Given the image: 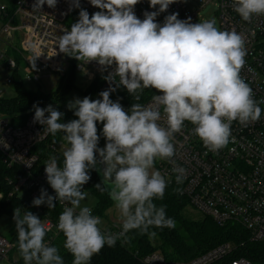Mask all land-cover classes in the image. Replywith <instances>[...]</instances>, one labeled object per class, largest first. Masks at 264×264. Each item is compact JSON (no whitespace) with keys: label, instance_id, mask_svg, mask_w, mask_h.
<instances>
[{"label":"clouds","instance_id":"obj_1","mask_svg":"<svg viewBox=\"0 0 264 264\" xmlns=\"http://www.w3.org/2000/svg\"><path fill=\"white\" fill-rule=\"evenodd\" d=\"M58 0H34L33 11L47 4L55 8ZM100 11L90 17L81 9L79 19L58 37L59 52L83 64L97 62L101 71L112 70L104 77L110 84L99 93L101 99L76 98L67 105L73 119L61 122L62 112L48 105H33V123L44 125L43 136L63 133L62 166L56 156L45 164L47 183L55 196L41 189L33 206L54 201L65 204L58 217L57 229L65 240L63 247L74 257L72 264H89L104 247L117 240L127 242V234L155 235L150 228H174V219L166 215L162 200L168 181L155 169L157 160L173 164L177 184H182L186 170L175 164V135L186 122L194 127L205 148L218 152L231 138L232 123L248 125L261 118L252 88L241 77L246 63L245 38L235 30H221L215 18L198 23L178 19V13L167 15L163 24L156 17L176 0H149L157 11L145 12L141 20L134 12L140 0H89ZM80 7L79 0H72ZM233 10L250 22L264 16V0H233ZM35 67V65H34ZM118 78V79H117ZM123 86L135 101L146 89L160 94L143 105L133 103L126 111L119 101L110 99L116 87ZM47 113V115H46ZM97 122L103 124L105 147H98ZM99 154V159L96 154ZM103 164V180L94 187L107 191L121 218V231L113 234L99 227L102 220L89 206H82L88 193L83 186L90 180L89 171ZM180 192L179 188L175 189ZM18 250L24 264H64L56 246L45 242L48 231L31 211L21 214L14 209Z\"/></svg>","mask_w":264,"mask_h":264},{"label":"built area","instance_id":"obj_2","mask_svg":"<svg viewBox=\"0 0 264 264\" xmlns=\"http://www.w3.org/2000/svg\"><path fill=\"white\" fill-rule=\"evenodd\" d=\"M11 2L12 13L9 12V3L0 7L3 18L0 44H6L0 60L5 62L7 70L13 71L12 75L18 74L24 82L31 84L50 81L53 74H60L73 59H66V54L60 53L57 45L58 37L65 29L71 28L72 14L84 9L91 17L100 11L89 0H79V8L73 6L72 0H58L55 8L45 3L40 12L33 11L34 0ZM232 3L233 0H176L156 17V22L163 24L165 17L173 13H178V19L181 20L190 18L191 23L202 22L205 19L201 12L209 5H215L218 27L221 30H235L244 36L247 54L241 77L252 88L254 99L264 101V16H254L250 22L244 21L233 10ZM158 8H151L149 0H140L134 12L142 20L146 11H157ZM17 35L20 36L18 46L13 43ZM86 66L95 69L89 76L90 81L98 75H103L104 79L112 70L109 68L102 72L95 61L88 64L79 61L77 72L84 71ZM5 83L11 84L12 78H7ZM111 86L116 87V84L112 83ZM109 87V82L104 79L100 91ZM119 90L126 88L116 87V91ZM156 94L160 93L157 91ZM4 100L8 99L0 91V104ZM150 102L151 98L143 105ZM259 106L262 109L261 118L246 126L234 121L229 144L218 152L207 150L198 136L193 134L194 126L188 122L173 141L176 149L173 158L175 164L186 170L180 186L189 207L222 227L239 225L248 233L249 245L252 247L247 248L246 242L221 243L188 261H167L161 253L154 252L142 259L143 264H264V103ZM33 118L34 112L23 123H17L11 116L0 111V164L8 169L19 168L22 171L19 175L14 173L13 177L6 178L0 184V202L18 196L32 204L33 199L41 195V189L55 196L54 190L47 183L45 166L40 167V157L35 150L50 134L40 139V135H44L45 126L33 123ZM155 163L169 184L176 182L172 163L167 160H157ZM54 202L62 212L66 205L58 200ZM43 205L35 208L41 210ZM93 214L99 216L94 210ZM40 219L48 227L49 238L45 242L52 246L57 237L63 236L57 229L58 217L47 215ZM99 227L103 232L113 234L121 231V223L117 222L106 226L101 224ZM117 241L126 243L123 240ZM13 249V244L0 236V258L8 259ZM242 251L250 258L235 257ZM14 264H19L18 260Z\"/></svg>","mask_w":264,"mask_h":264},{"label":"trees","instance_id":"obj_3","mask_svg":"<svg viewBox=\"0 0 264 264\" xmlns=\"http://www.w3.org/2000/svg\"><path fill=\"white\" fill-rule=\"evenodd\" d=\"M10 8L9 12L12 13L13 6L11 0H7ZM79 19V13L76 12L70 17L71 25L76 23ZM69 20V21H70ZM72 20H76L72 22ZM16 57L19 55L14 54ZM68 72L61 79L57 90L53 93H46L42 90L29 89L23 82V79L18 74L13 75L16 96L12 99L4 100L0 104V111L5 115H9L15 122L23 123L30 113L35 112L33 105H37L40 108H46L48 105H52L53 108L62 112L61 122L67 123L73 119H77L74 116L73 110H69L67 101L70 98L71 93L76 88V75H77V61L75 58L72 60ZM103 75H98L92 81V83L83 92L84 97H89L92 100L101 99L99 93L103 85ZM157 90L146 89L141 96L140 101H135L133 97L127 92V90H119L110 93V99L114 102L119 101L123 108L128 111L133 103H145ZM47 115V113H46ZM103 124L97 122L98 135L100 140L98 147H102L106 144L105 138L102 135ZM63 133H57L56 136L50 134L49 138L38 145L35 150L40 157V167L45 166V162L50 156H56L58 162L62 166L63 150L67 147L66 143L62 139ZM54 147V148H53ZM21 169H8L0 164V184L5 181L6 178L21 174ZM90 180L83 186L84 191L90 192L97 199V207L94 210L96 214L103 217L106 211L114 204L108 197L106 191L101 192L94 186L101 183L95 169L89 171ZM179 188L181 191L178 193L175 189ZM55 203V202H54ZM154 203L157 206H166V215L175 221L174 228H159L153 227L149 229V232H155L154 236L149 234H140L138 230L130 231L128 240L125 244L117 241L115 246L105 247L96 255H94L89 264H143L142 259L154 252L161 253L167 261H188L191 260L215 246L226 243H240L246 242L247 248H251L249 245V235L239 225L229 224L227 226H220L216 224L212 219L207 217L194 218L188 213L189 202L182 194L180 184L173 182L168 183L164 198L162 200L156 199ZM20 208L21 214L26 211H31L39 218L42 216L51 215L52 218L59 217L61 208L55 203L54 208H48L44 204L41 210H37L33 204L29 201H25L18 196L12 198H5L0 202V220L2 218H8L14 221V209ZM49 238L46 234L45 240ZM65 237L59 236L55 239L52 246H56L59 250V254L62 256L64 264H72L74 257L63 247ZM10 242L13 244L14 249L10 253L9 257L18 260L19 264H24L23 258L18 250V238L15 232ZM235 257H248L250 256L244 251L235 255Z\"/></svg>","mask_w":264,"mask_h":264},{"label":"rangeland","instance_id":"obj_4","mask_svg":"<svg viewBox=\"0 0 264 264\" xmlns=\"http://www.w3.org/2000/svg\"><path fill=\"white\" fill-rule=\"evenodd\" d=\"M7 4H8L7 0H0V7L2 5H7ZM216 11H217V9H216L215 5H209L206 9H204L201 12V15L204 17L205 20L215 18L216 25L218 27V19L216 16ZM75 21L76 20H72V22H75ZM2 26H3V18H2V14L0 12V29ZM19 42H20V36L17 35L13 39V43H14V45L18 46ZM5 48H6V44L4 42H2L0 44V56L2 54V51L5 50ZM10 55L13 56V54L11 52H10ZM4 64H5V62L3 60H0V91L5 98L12 99L16 96L15 82H14V78L12 75L13 71L7 70L5 68ZM71 65H72V61L70 60L68 62V64H66V67L64 68V70L60 74H53L50 81L44 80L40 84H31V83H28L27 81H25V82L23 81V82L29 89H32V90L40 89L46 93H53L57 90L59 83L61 82V79L63 78V76L66 75V73L68 72ZM21 71H22V69H21ZM94 71H95V69H93L92 67L86 66L84 68V71L77 72L76 88L71 93L70 98L66 104H68L70 101H73L76 98H79V99L84 98L83 92L92 83V81H90V79H89V76ZM22 72L25 73L24 70ZM10 77L12 78V83L7 85L5 83V81L7 78H10ZM103 147H105V144L101 148H103ZM155 169L159 170L156 163H155ZM86 192L88 193V196L84 201L81 202V204H82V206H89L92 208V210H95L97 207V204H98L97 199L90 192H88V191H86ZM188 213L191 217H194V218H201V217L204 218V216L200 215L197 211H195L191 207L188 208ZM101 220H102V223H101L102 225H108V223H110L111 220H113L119 224L121 223V218H120L118 210L115 207V204H113L106 211L105 215L103 217H101ZM15 232H16L15 221L8 219V218H2L0 220V236L1 237L10 241L12 235ZM16 260L17 259L15 258V256L12 258V260L9 257L8 259L1 261L0 264H14V262Z\"/></svg>","mask_w":264,"mask_h":264},{"label":"water","instance_id":"obj_5","mask_svg":"<svg viewBox=\"0 0 264 264\" xmlns=\"http://www.w3.org/2000/svg\"><path fill=\"white\" fill-rule=\"evenodd\" d=\"M69 58H70V57L66 55V59H69ZM96 155H97V158L99 159V154L97 153ZM103 167H104L103 164H98V165H97V168L95 169L96 174H97V176H98L100 182H102V180H103V176H102V169H103ZM106 193H107V191H106ZM107 195H108V193H107ZM108 197H109V195H108ZM109 198H110V197H109ZM112 202H113V201H112ZM113 203H114V202H113ZM1 261H3V258H0V262H1Z\"/></svg>","mask_w":264,"mask_h":264},{"label":"crops","instance_id":"obj_6","mask_svg":"<svg viewBox=\"0 0 264 264\" xmlns=\"http://www.w3.org/2000/svg\"><path fill=\"white\" fill-rule=\"evenodd\" d=\"M112 222H115V221L111 220L110 223H108V224H111ZM103 226H106V225H103Z\"/></svg>","mask_w":264,"mask_h":264}]
</instances>
